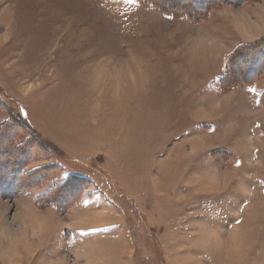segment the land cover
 I'll list each match as a JSON object with an SVG mask.
<instances>
[{"label": "rangeland", "instance_id": "rangeland-1", "mask_svg": "<svg viewBox=\"0 0 264 264\" xmlns=\"http://www.w3.org/2000/svg\"><path fill=\"white\" fill-rule=\"evenodd\" d=\"M191 2L0 0V250L105 189L136 264H264V0Z\"/></svg>", "mask_w": 264, "mask_h": 264}, {"label": "crops", "instance_id": "crops-1", "mask_svg": "<svg viewBox=\"0 0 264 264\" xmlns=\"http://www.w3.org/2000/svg\"><path fill=\"white\" fill-rule=\"evenodd\" d=\"M40 167L42 166H33L29 171ZM38 171L41 170L32 172ZM104 191L95 198L89 193L82 197L80 203L76 204L77 206L69 213L71 219L80 221V224L69 226H61L58 223L60 219L58 208L50 207L46 211L37 209L35 198L38 193L36 190H32V195H25V199L16 200L15 204L19 209V219L16 224L23 227V231L17 235L21 236L22 232L25 233L26 240L28 237L32 242L31 246L34 247V251L32 255H27L24 251H16L17 246L14 241H11V244L9 243L0 250V256H5L0 257V263L48 264V261L56 260L60 252L64 251L74 259L75 264H114V262L116 264H136L130 255L134 248L132 244H129L132 242L129 239L132 230L129 225L124 224L122 207L114 196L111 198V194L105 189ZM23 214L29 215L30 219L23 221L21 219ZM36 225L40 227V231H35ZM32 239L37 241V245ZM127 242L129 245L126 247ZM118 245L120 249L116 248ZM11 252L13 259L8 258ZM122 256H127L123 262Z\"/></svg>", "mask_w": 264, "mask_h": 264}, {"label": "bare ground", "instance_id": "bare-ground-1", "mask_svg": "<svg viewBox=\"0 0 264 264\" xmlns=\"http://www.w3.org/2000/svg\"><path fill=\"white\" fill-rule=\"evenodd\" d=\"M1 192H5L3 188H1L0 190ZM8 192V194H11L9 192H11L10 190L6 189V193ZM39 230L40 231V227H35V231ZM24 234V233H23ZM22 237H24L25 235H21ZM26 237V236H25ZM15 240L17 241L16 243V246H17V249L16 251H24L27 255H32V249L34 247L31 246L32 243H29V241L26 240V243H24V240L23 239H18V238H15ZM15 252V251H14Z\"/></svg>", "mask_w": 264, "mask_h": 264}, {"label": "trees", "instance_id": "trees-1", "mask_svg": "<svg viewBox=\"0 0 264 264\" xmlns=\"http://www.w3.org/2000/svg\"><path fill=\"white\" fill-rule=\"evenodd\" d=\"M195 1V0H194ZM199 2H197L200 6H198L196 3L195 4H193L192 2L190 3V5L192 6L191 8L193 9V7H195V9H199V10H203L209 3H211V2H213L214 0H208V2L207 3H204V1L205 0H198ZM230 1V0H229ZM165 4H167L166 2H165ZM173 6H178V8H180V7H185V2L184 3H174V4H172ZM197 6V7H196ZM253 76H254V74H253ZM22 171H23V169H22ZM28 176V175H27ZM0 190H1V188H0ZM6 190V189H5ZM8 190H10L9 188H8ZM68 190V188L66 189V191ZM11 191V190H10ZM1 192V191H0ZM73 194V192L72 191H69L68 192V195H72ZM67 193L66 192H64V196L67 198ZM64 201H66V200H62V202H64Z\"/></svg>", "mask_w": 264, "mask_h": 264}, {"label": "snow or ice", "instance_id": "snow-or-ice-1", "mask_svg": "<svg viewBox=\"0 0 264 264\" xmlns=\"http://www.w3.org/2000/svg\"><path fill=\"white\" fill-rule=\"evenodd\" d=\"M236 223H241V221H236Z\"/></svg>", "mask_w": 264, "mask_h": 264}]
</instances>
